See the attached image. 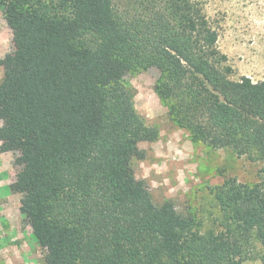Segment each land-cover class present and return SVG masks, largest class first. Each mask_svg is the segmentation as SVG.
I'll list each match as a JSON object with an SVG mask.
<instances>
[{"label": "trees", "instance_id": "trees-1", "mask_svg": "<svg viewBox=\"0 0 264 264\" xmlns=\"http://www.w3.org/2000/svg\"><path fill=\"white\" fill-rule=\"evenodd\" d=\"M4 4L13 50L0 58V152L12 153L19 210L46 264H264V80L229 77L202 1ZM149 68L193 140L263 165L253 185L212 190L213 217L155 204L134 176L138 143L158 130L122 77Z\"/></svg>", "mask_w": 264, "mask_h": 264}, {"label": "rangeland", "instance_id": "rangeland-1", "mask_svg": "<svg viewBox=\"0 0 264 264\" xmlns=\"http://www.w3.org/2000/svg\"><path fill=\"white\" fill-rule=\"evenodd\" d=\"M128 0H116L122 7ZM218 31L217 48L226 54L229 75L264 80V0H201ZM12 30L0 0V58L12 53ZM3 67L0 66V81ZM156 68L130 72L122 77L133 89L136 112L148 126L156 127L155 141H140L143 158H132L131 169L142 179L155 204L172 201L177 211L208 219L217 214L212 190L228 178L253 185L263 172L260 161L237 156L227 148H212L193 140L169 114L166 100L155 89ZM104 80H102L103 82ZM105 82V81H104ZM12 153L0 155V264H46L45 250L19 210L21 194L15 192L16 168ZM205 222V221H204ZM241 264H261L255 256Z\"/></svg>", "mask_w": 264, "mask_h": 264}, {"label": "crops", "instance_id": "crops-1", "mask_svg": "<svg viewBox=\"0 0 264 264\" xmlns=\"http://www.w3.org/2000/svg\"><path fill=\"white\" fill-rule=\"evenodd\" d=\"M5 155V154H9V151H5V152H0V155Z\"/></svg>", "mask_w": 264, "mask_h": 264}]
</instances>
